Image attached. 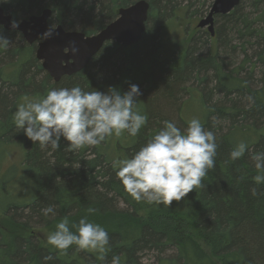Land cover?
Returning a JSON list of instances; mask_svg holds the SVG:
<instances>
[{"label":"trees","instance_id":"1","mask_svg":"<svg viewBox=\"0 0 264 264\" xmlns=\"http://www.w3.org/2000/svg\"><path fill=\"white\" fill-rule=\"evenodd\" d=\"M137 1L0 0V6L15 22L51 9L50 24L93 35L117 18L119 8ZM147 2L150 13L138 44L123 48L107 42L86 69L59 82L36 59V44L0 26V34L12 41L7 50L0 48V157L4 146L20 145L24 151L22 165L0 177L5 194L0 200L8 201L0 211L13 224L53 233L67 219L69 230L78 234L79 221L86 219L110 238L101 261L97 252L72 245L61 254L33 236H10L0 227V264H111L113 256L120 264H264V183L254 182L264 173L251 159L264 152V0H241L232 13L216 18L214 37L198 30L188 46L169 57L160 43L166 25L181 8L191 18L201 17L207 0ZM133 84L142 93L135 110L148 117L135 137L124 132L73 152L64 150L69 145L61 138L60 149L53 151L32 143L15 125L25 98L35 102L50 90L75 86L102 93L115 87L123 94ZM185 102L201 109L202 126L215 136L214 168L203 188L170 207L134 201L114 161L131 159L165 121L184 133L190 122L184 118ZM241 142L245 154L233 161L230 153ZM3 183L17 185L18 192H5ZM253 187L262 194L253 196ZM49 206L55 215L42 213ZM149 255L153 261L146 263ZM46 256L52 259L45 261Z\"/></svg>","mask_w":264,"mask_h":264},{"label":"clouds","instance_id":"2","mask_svg":"<svg viewBox=\"0 0 264 264\" xmlns=\"http://www.w3.org/2000/svg\"><path fill=\"white\" fill-rule=\"evenodd\" d=\"M12 27H18V23L13 21ZM11 44L0 34V48L7 50ZM141 94L134 84L123 94L115 87L104 93L94 89L86 92L79 86L53 89L39 101L25 98L14 114L15 125L32 143H39L41 149L59 150L61 138L68 143L64 149L68 152L95 147L113 135L120 137L127 132L135 137L139 133L148 120L135 110ZM246 149L245 143H239L230 158L240 159ZM216 152L213 132L205 130L199 119H192L184 133L174 123L165 121L164 128L131 159L114 161L113 166H119L116 175L134 201L170 207L194 189L204 187L202 180L214 168ZM251 159L256 170L264 173V152L252 153ZM254 182L264 183V175L255 176ZM250 191L253 196L262 194L255 187ZM41 211L46 216L55 215L52 206ZM109 239L102 227L86 219L79 221L78 234H73L65 219L48 236L47 243L61 254L76 245L77 250L99 253L98 259L103 261ZM51 259L52 256L44 258ZM111 264H120V257L113 256Z\"/></svg>","mask_w":264,"mask_h":264},{"label":"water","instance_id":"3","mask_svg":"<svg viewBox=\"0 0 264 264\" xmlns=\"http://www.w3.org/2000/svg\"><path fill=\"white\" fill-rule=\"evenodd\" d=\"M240 2L241 0H215L208 14L200 19L197 28L207 29L214 37L216 18L232 13ZM149 13L150 4L147 0H139L130 6L119 8L117 18L98 33L86 35L80 31H68L61 25H51V9L23 19L17 22L18 27L13 28V16L0 6V26L7 31L22 34L27 44H36V59L51 78L59 82L64 76L86 69L107 42H115L123 48L138 44L146 31Z\"/></svg>","mask_w":264,"mask_h":264},{"label":"rangeland","instance_id":"4","mask_svg":"<svg viewBox=\"0 0 264 264\" xmlns=\"http://www.w3.org/2000/svg\"><path fill=\"white\" fill-rule=\"evenodd\" d=\"M213 0H207L206 5L204 7V10L202 11V16L199 18H191L187 14L189 11L185 9V11L181 8L180 12H177V16L168 22L166 25V28L163 33L162 41L160 42L162 45V54L163 56H171L174 54H177L181 49L188 46L189 41L194 35L199 34V29L197 28V25L201 18L205 17L211 6H212ZM200 6V5H199ZM199 6L193 7L190 11H194L196 8H199ZM55 26L54 24H51ZM66 29V28H65ZM68 31H78V28H75L73 30L66 29ZM204 30V29H203ZM195 97L196 94H194ZM188 96H186L183 101H186ZM185 108L187 109L184 111V118L191 121L192 119H201L203 116L201 109L195 106H191L192 103L188 105L187 102H185ZM1 152V150H0ZM2 155L3 157H0V177L4 176L6 171L13 166L20 167L24 160V151L20 145L12 144L10 146H4L2 148ZM8 183H3L4 191L5 192H18L19 188L17 185H10ZM9 189V190H8ZM3 190H0V197H4L5 194L2 192ZM8 201L6 199L0 200V210L4 209L5 206H7ZM92 224H95L93 222H89ZM30 228H25L21 224H13L9 221L8 218H6L3 215V212L0 211V227L10 236H33L37 240L41 241L44 245H49L47 243V238L49 235L53 234L50 228L46 227H36L29 225ZM126 230V229H125ZM146 263H150V261H153V258L151 255H149L146 259H144Z\"/></svg>","mask_w":264,"mask_h":264},{"label":"flooded vegetation","instance_id":"5","mask_svg":"<svg viewBox=\"0 0 264 264\" xmlns=\"http://www.w3.org/2000/svg\"><path fill=\"white\" fill-rule=\"evenodd\" d=\"M117 16V15H116ZM204 31H206L207 32V29H204ZM22 35V34H21Z\"/></svg>","mask_w":264,"mask_h":264},{"label":"bare ground","instance_id":"6","mask_svg":"<svg viewBox=\"0 0 264 264\" xmlns=\"http://www.w3.org/2000/svg\"><path fill=\"white\" fill-rule=\"evenodd\" d=\"M214 2H215V0H214ZM214 2H213V3H214ZM213 3H212V5H213Z\"/></svg>","mask_w":264,"mask_h":264}]
</instances>
